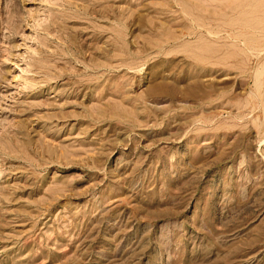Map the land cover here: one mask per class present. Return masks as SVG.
I'll return each instance as SVG.
<instances>
[{
  "label": "rangeland",
  "instance_id": "obj_1",
  "mask_svg": "<svg viewBox=\"0 0 264 264\" xmlns=\"http://www.w3.org/2000/svg\"><path fill=\"white\" fill-rule=\"evenodd\" d=\"M0 264H264V0H0Z\"/></svg>",
  "mask_w": 264,
  "mask_h": 264
}]
</instances>
